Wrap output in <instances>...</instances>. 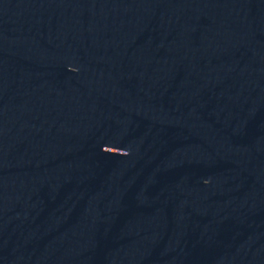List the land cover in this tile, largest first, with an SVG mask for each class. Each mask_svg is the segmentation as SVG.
Segmentation results:
<instances>
[{
  "label": "water",
  "instance_id": "water-1",
  "mask_svg": "<svg viewBox=\"0 0 264 264\" xmlns=\"http://www.w3.org/2000/svg\"><path fill=\"white\" fill-rule=\"evenodd\" d=\"M0 264H264V0H0Z\"/></svg>",
  "mask_w": 264,
  "mask_h": 264
}]
</instances>
